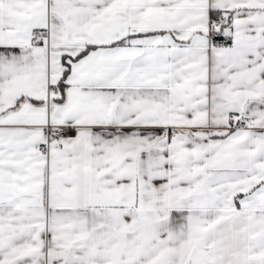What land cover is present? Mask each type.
Wrapping results in <instances>:
<instances>
[{"label":"snow or ice","instance_id":"snow-or-ice-1","mask_svg":"<svg viewBox=\"0 0 264 264\" xmlns=\"http://www.w3.org/2000/svg\"><path fill=\"white\" fill-rule=\"evenodd\" d=\"M0 264H264V0H0Z\"/></svg>","mask_w":264,"mask_h":264}]
</instances>
